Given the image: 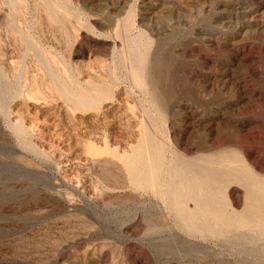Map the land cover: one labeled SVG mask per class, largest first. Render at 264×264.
<instances>
[{"label": "rangeland", "instance_id": "1", "mask_svg": "<svg viewBox=\"0 0 264 264\" xmlns=\"http://www.w3.org/2000/svg\"><path fill=\"white\" fill-rule=\"evenodd\" d=\"M0 264H264V0H0Z\"/></svg>", "mask_w": 264, "mask_h": 264}, {"label": "bare ground", "instance_id": "2", "mask_svg": "<svg viewBox=\"0 0 264 264\" xmlns=\"http://www.w3.org/2000/svg\"><path fill=\"white\" fill-rule=\"evenodd\" d=\"M56 22V21H55ZM105 90L103 91V89H102V91H101V89L99 90V89H97V88H94V91H93V93H95V95H90L91 97L88 99V104L89 103H95L96 101H99V100H102V99H105L106 97L104 96L105 95ZM161 151V150H160ZM159 152V151H158ZM133 154L134 155H136V154H138V151H135V152H133ZM159 156H161V155H159ZM158 157V156H157ZM162 157V156H161ZM159 158V157H158ZM163 158V157H162ZM137 159V158H136ZM135 159V160H136ZM160 159V158H159ZM161 160V159H160ZM130 163H133L132 161L130 162ZM153 165H155L154 164V162H153ZM160 165V164H159ZM133 167V166H132ZM132 167H130V168H132ZM160 191H161V189H160ZM209 232H211V231H209ZM213 232V231H212ZM211 232V233H212ZM211 233H210V235H211ZM225 233V232H224Z\"/></svg>", "mask_w": 264, "mask_h": 264}]
</instances>
